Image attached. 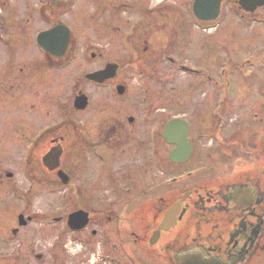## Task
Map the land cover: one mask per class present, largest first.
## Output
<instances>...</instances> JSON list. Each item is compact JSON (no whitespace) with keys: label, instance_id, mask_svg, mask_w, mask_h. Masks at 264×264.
Returning <instances> with one entry per match:
<instances>
[{"label":"flooded vegetation","instance_id":"flooded-vegetation-1","mask_svg":"<svg viewBox=\"0 0 264 264\" xmlns=\"http://www.w3.org/2000/svg\"><path fill=\"white\" fill-rule=\"evenodd\" d=\"M152 1L115 6L114 0H94L97 39L119 31L110 24L115 7L141 13L127 24L125 59L108 62L90 41L81 42L77 27L85 15H72L74 0H0V192L22 208L11 240L34 223V199L49 196L53 175L62 210L51 220L66 240L91 250L92 264H264V0H252V6L223 0L212 23L196 20L194 0L186 15L168 16L170 21L158 14L163 2L149 6ZM225 7L238 22L235 34L251 26L260 39L251 55L256 68L249 90L237 71L245 63L234 60V84L205 75L204 58L183 59L180 41L201 55ZM147 18L154 19L147 33L127 37ZM84 64L93 68L72 82L52 121V82L66 68ZM123 65L132 74L188 69L208 93L166 95L162 87L173 81L134 76L128 81L136 85L128 86L118 79ZM108 66L116 67L115 77L101 84L88 79ZM149 81L157 83L154 94ZM77 97L83 100L75 108ZM51 150L60 151L66 185L44 165ZM78 212L81 221L70 226V215Z\"/></svg>","mask_w":264,"mask_h":264},{"label":"rangeland","instance_id":"rangeland-1","mask_svg":"<svg viewBox=\"0 0 264 264\" xmlns=\"http://www.w3.org/2000/svg\"><path fill=\"white\" fill-rule=\"evenodd\" d=\"M129 1V2H127ZM134 0H114L115 6H118L121 2L131 3ZM148 3V0H144ZM191 0H153L150 5L162 3V6L159 9L158 14H162V18L167 20H172L168 16H183L186 15V5ZM74 14L72 15H85L77 27V31L81 38L83 44H87L88 41L92 45H95L96 54H102L101 61H114L122 62L125 59L126 51L123 48L126 37V27L127 24H134L138 21L137 15H140L138 10H127L124 13L120 12L121 8L115 7V16L113 24L115 28H119V31H114L112 34L108 33L104 38L100 37L97 39L93 30V24L91 23V16L95 13L94 0H74ZM227 5V4H226ZM228 6V5H227ZM172 8V9H171ZM169 12H172L169 15ZM71 16V14H70ZM154 21L150 18H147L141 25H136L128 33L127 37H140L143 33L148 32V22ZM221 23L217 30V34L212 40L207 43V47L204 51L199 50L201 55L193 54L188 46H185L184 41H180V48L183 51V59L193 60L196 62L197 59L205 60L207 63L203 66V73L208 77L214 80L226 79L234 81L236 83V72L233 66L234 60L241 63H245L243 67H238L237 71L242 72L243 82L242 84L246 89L249 90V87L252 83V70L256 68V65L252 61V53L259 46L258 42L260 39L255 37V28L251 26L243 27L240 29L238 34H235L236 29V18L230 8L225 7L222 14ZM238 23V22H237ZM178 25V23H177ZM139 29H137V27ZM169 29L168 34H171V28ZM178 28H175L178 31V34L181 35V39L185 38L186 31L178 25ZM264 31V27H260V31ZM259 31V30H258ZM237 36L241 37L240 39ZM234 37L233 39H229ZM109 38H112L110 40ZM166 35L159 36V39L164 40ZM225 38L231 41H226ZM158 39V41H159ZM222 42L221 45H217L214 42ZM82 44V45H83ZM217 45V46H216ZM86 46V45H85ZM191 45V49H192ZM89 51V50H88ZM239 54V55H238ZM87 56H90L87 54ZM237 56V57H236ZM85 63V61L83 60ZM220 62L222 63L219 66ZM250 62V63H249ZM219 63V64H218ZM216 65V66H214ZM217 65L219 66L217 68ZM92 66L83 65L81 70H76L73 68H66L61 71L58 78H55V81L52 82L51 92L52 98L57 94L55 99L51 100V110H52V121L55 119L54 111L57 109V103H63L68 101L72 82L76 80L80 74L83 76L86 73L90 72ZM118 79L123 81L127 80V84L135 86L136 83H130L128 79L134 78L141 80H170L173 82L166 81V85L162 88L166 95L179 94V95H193L200 97L204 93H208V87L205 88L198 87V82L195 76L188 73L182 72L179 69L176 72L158 69L155 71L149 72H140L135 71L130 72L127 68L122 66L119 71ZM202 77V75H198ZM199 80V79H198ZM227 80L218 82L220 84L226 83ZM196 83L195 87H192V84ZM147 85H152L151 93L154 94L157 91L158 87L156 82L149 81ZM233 85V82H232ZM234 86V85H233ZM214 88V86H213ZM212 88V91H214ZM216 89V88H214ZM231 88L228 93H231ZM174 90V91H173ZM237 91V88L234 87V92ZM217 93V92H215ZM99 92H95V95ZM60 102V103H59ZM179 113L187 112L186 109H179ZM231 119L230 126L236 124V114L234 113ZM13 168V166H12ZM18 181V180H17ZM10 200H9V199ZM40 201V203H39ZM12 202L13 207L11 209L5 207L4 203ZM35 207L31 210L36 212L34 215V223L27 229L21 237H19L15 242L11 240V229L15 225V215L19 213L22 208L17 204L14 199H11V195L4 196V193L0 192V264H92L93 258L91 250L81 249L80 245L76 242L70 243V241L65 239L63 234L61 235L59 225H56L51 220L54 217H58L61 213L60 207V195L58 190L57 179L52 175L51 177V193L43 200L37 198L34 199ZM38 203V205H37ZM42 213V214H41ZM46 217H49V220H46ZM12 218V221L10 219ZM89 246L88 248H90ZM34 250V255H41V260H36L34 255H31L29 250Z\"/></svg>","mask_w":264,"mask_h":264},{"label":"water","instance_id":"water-1","mask_svg":"<svg viewBox=\"0 0 264 264\" xmlns=\"http://www.w3.org/2000/svg\"><path fill=\"white\" fill-rule=\"evenodd\" d=\"M222 0H195L194 3V14L200 21H214L219 14L220 11V5ZM251 0H241L240 4L243 6H249L251 5ZM247 11L253 12V9ZM64 47V44H63ZM116 73V67L115 66H108L104 71L98 72L95 74H92L88 76V79L96 81L98 83H102L105 79L111 78ZM120 94H122L121 91H119ZM82 97L77 98L75 101V107L82 101ZM59 157H60V151L51 150L49 154H47L43 160L44 165L50 170L54 171L58 169L59 167ZM58 178L61 180L63 184L67 183V177L59 171L57 173ZM80 213H76L70 216L69 218V225H73L76 223H79L81 221ZM37 259H40V256H36Z\"/></svg>","mask_w":264,"mask_h":264}]
</instances>
